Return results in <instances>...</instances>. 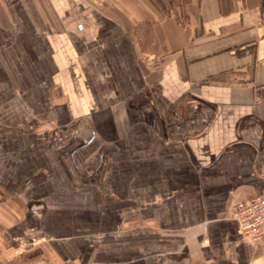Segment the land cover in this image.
<instances>
[{"label": "crops", "instance_id": "obj_1", "mask_svg": "<svg viewBox=\"0 0 264 264\" xmlns=\"http://www.w3.org/2000/svg\"><path fill=\"white\" fill-rule=\"evenodd\" d=\"M260 193L264 0H0V225L22 242L264 264L231 218Z\"/></svg>", "mask_w": 264, "mask_h": 264}, {"label": "rangeland", "instance_id": "obj_2", "mask_svg": "<svg viewBox=\"0 0 264 264\" xmlns=\"http://www.w3.org/2000/svg\"><path fill=\"white\" fill-rule=\"evenodd\" d=\"M13 224L0 225V264H64L47 244L32 248L22 242L21 225L16 228Z\"/></svg>", "mask_w": 264, "mask_h": 264}, {"label": "built area", "instance_id": "obj_3", "mask_svg": "<svg viewBox=\"0 0 264 264\" xmlns=\"http://www.w3.org/2000/svg\"><path fill=\"white\" fill-rule=\"evenodd\" d=\"M231 218L242 237L256 247H264V193L234 203Z\"/></svg>", "mask_w": 264, "mask_h": 264}]
</instances>
